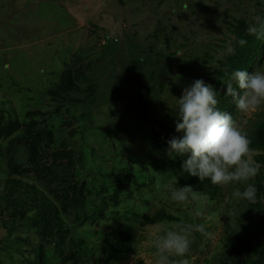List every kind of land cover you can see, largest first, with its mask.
I'll return each mask as SVG.
<instances>
[{"label":"rangeland","instance_id":"1","mask_svg":"<svg viewBox=\"0 0 264 264\" xmlns=\"http://www.w3.org/2000/svg\"><path fill=\"white\" fill-rule=\"evenodd\" d=\"M256 16L264 0H0V264H155L157 226L180 219L212 234H194L189 264H222L229 238L264 239V181L237 203L167 152L196 79L251 139L264 129V108L241 114L225 95ZM259 45L249 72L264 68ZM176 179L208 200L171 202L156 184ZM121 233L131 249L110 259Z\"/></svg>","mask_w":264,"mask_h":264},{"label":"clouds","instance_id":"2","mask_svg":"<svg viewBox=\"0 0 264 264\" xmlns=\"http://www.w3.org/2000/svg\"><path fill=\"white\" fill-rule=\"evenodd\" d=\"M247 33L264 40V16L254 17ZM236 43L243 47L247 40L240 38ZM234 51L232 41H229L227 52L232 54ZM225 84V95L232 97L236 112L243 114L264 108V68L251 72L237 69ZM219 105L218 93L203 79H196L185 87L182 95L176 98L175 107V131L182 135L173 136L167 141V152L170 156L188 154L182 170L199 178L201 183L208 180L220 188L231 185L232 200L255 203L257 188L254 181L261 165L251 158L248 132L239 120L222 111ZM161 187L168 199L177 205L208 200L206 195L194 190L191 185L178 186V179L163 185L158 181L156 188L159 190ZM192 215L196 218L202 216L198 206L193 208ZM195 233L203 237L212 235L204 223L183 219L162 229L157 226V234L151 239L155 264H189Z\"/></svg>","mask_w":264,"mask_h":264},{"label":"trees","instance_id":"3","mask_svg":"<svg viewBox=\"0 0 264 264\" xmlns=\"http://www.w3.org/2000/svg\"><path fill=\"white\" fill-rule=\"evenodd\" d=\"M244 37V39L247 40V44L239 50L238 54L241 63L245 66V70L249 71L256 59L255 57H257L255 51L258 49L260 50L261 46L259 45L260 40L252 42L247 32L244 34ZM230 77L231 75H227L228 81L230 80ZM251 147L260 150L257 160L264 164V129L258 130L253 134ZM263 181L264 169H261L259 175H257L258 188L261 187V183ZM200 185L201 189L204 191H209L215 187L208 180H205L202 183L200 182ZM19 199L24 205L27 204L26 201L22 200V196H20ZM36 201L37 200L34 199V202ZM164 217L170 219L168 215H165ZM96 249L98 252H101L103 249L104 252L108 254L110 259L126 254L131 249L130 235L121 233L115 241L110 242L102 249L100 246L95 248V251ZM222 264H264V239L229 238L226 242V248L223 251Z\"/></svg>","mask_w":264,"mask_h":264}]
</instances>
